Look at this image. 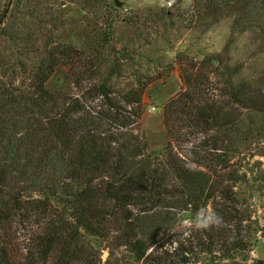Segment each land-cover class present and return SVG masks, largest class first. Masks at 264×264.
Wrapping results in <instances>:
<instances>
[{"label": "trees", "instance_id": "16d2710c", "mask_svg": "<svg viewBox=\"0 0 264 264\" xmlns=\"http://www.w3.org/2000/svg\"><path fill=\"white\" fill-rule=\"evenodd\" d=\"M190 1L198 18L233 17L236 29L264 44V0ZM36 5L0 0V40L9 44H0V264H76L84 260V235L111 238L137 264H188L198 253L217 264L214 258L249 250L243 222L250 215L232 191L243 175L227 168L239 146L264 136V72L241 76L243 64L228 63L227 44L180 67L186 89L164 103L168 140L153 154L142 131H128L143 116L147 82L118 90L112 79L122 77L124 68L117 59L101 71L112 20L88 57L85 50L53 41L39 51L42 33L14 22L36 18ZM120 50L127 56L126 47ZM70 76L77 93L71 92ZM209 76L218 77L222 100L201 89ZM85 78L86 91L102 102L97 110L86 103ZM120 110L135 119L126 121ZM120 119L116 129L110 126ZM215 192L219 221L179 241L175 252L159 251L169 213H198ZM18 224L29 231L19 256L10 246Z\"/></svg>", "mask_w": 264, "mask_h": 264}, {"label": "rangeland", "instance_id": "374dc122", "mask_svg": "<svg viewBox=\"0 0 264 264\" xmlns=\"http://www.w3.org/2000/svg\"><path fill=\"white\" fill-rule=\"evenodd\" d=\"M30 1L37 4L38 16L15 17L14 22L18 26L27 23L42 33L39 51H43L44 44L53 41L85 50L84 56L88 57L92 46L97 45L94 39L106 30L107 21L112 20L111 41L108 47L103 48L106 62L101 71H107V67L117 59L124 68L122 77L112 79L118 90L136 85L139 80L147 82L143 93V116L130 124L128 131H142L153 154L161 153L168 140L164 103L186 89L180 77V67L199 62L206 54L220 52L227 44L228 63H242L241 76L251 77L264 72V44L261 45L260 40L250 31L236 29L232 24L233 17H224L217 22L207 17L198 18L189 10L190 0H178L170 8L165 6L166 0H119L120 6H116L114 0ZM3 42L9 45L0 40V44ZM123 47L127 49L125 57L119 52ZM73 77L67 80L72 82L71 92L77 93L79 88L75 86ZM216 79L218 77L209 76L200 87L207 97L216 96L215 99L222 100L223 97L217 95L220 91L215 86ZM87 81L86 78L82 81L81 89L85 91ZM84 95L91 110L102 105L98 99H92L88 91ZM119 105L130 109L123 102ZM120 111L126 121L135 119L131 113ZM120 121L109 124L116 129ZM182 130L187 131L188 128L184 125ZM191 137L197 138L192 134ZM187 143L182 144L183 149L188 147ZM238 149L239 152L230 157L227 170H232L234 175H243V181L236 182L232 191L241 209L250 215L249 220L243 222L247 234H250V247L240 254H233L231 259H214L217 264H264V136L260 141L245 143ZM227 178L224 174V184ZM218 196L219 193L215 192L198 213L172 210L169 213L171 222L159 235L158 250L175 252L179 241L191 238L212 220L218 222L219 205L215 207L219 202ZM28 235L29 231L24 230L22 224L12 228L10 246L18 256L24 253ZM83 249L84 260L76 264H137L128 253L114 248L111 238L105 240L84 235ZM211 259L207 254L198 253L188 264H212ZM44 264L52 263L49 260Z\"/></svg>", "mask_w": 264, "mask_h": 264}, {"label": "built area", "instance_id": "2783aa9c", "mask_svg": "<svg viewBox=\"0 0 264 264\" xmlns=\"http://www.w3.org/2000/svg\"><path fill=\"white\" fill-rule=\"evenodd\" d=\"M177 1L178 0H172V2L170 3L169 0H166L165 6L170 8V7L174 6ZM151 108L153 109L154 107L152 106Z\"/></svg>", "mask_w": 264, "mask_h": 264}, {"label": "water", "instance_id": "95a60500", "mask_svg": "<svg viewBox=\"0 0 264 264\" xmlns=\"http://www.w3.org/2000/svg\"><path fill=\"white\" fill-rule=\"evenodd\" d=\"M114 2L116 4V6H120L122 4L121 1H119V0H114Z\"/></svg>", "mask_w": 264, "mask_h": 264}, {"label": "clouds", "instance_id": "9594fccd", "mask_svg": "<svg viewBox=\"0 0 264 264\" xmlns=\"http://www.w3.org/2000/svg\"><path fill=\"white\" fill-rule=\"evenodd\" d=\"M169 2L171 3V2H172V0H169Z\"/></svg>", "mask_w": 264, "mask_h": 264}]
</instances>
